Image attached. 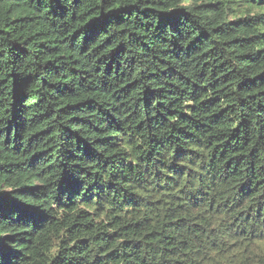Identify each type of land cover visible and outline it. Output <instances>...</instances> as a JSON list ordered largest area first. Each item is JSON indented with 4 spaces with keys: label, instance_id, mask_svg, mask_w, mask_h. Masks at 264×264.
Listing matches in <instances>:
<instances>
[{
    "label": "trees",
    "instance_id": "trees-1",
    "mask_svg": "<svg viewBox=\"0 0 264 264\" xmlns=\"http://www.w3.org/2000/svg\"><path fill=\"white\" fill-rule=\"evenodd\" d=\"M0 264H264V0H0Z\"/></svg>",
    "mask_w": 264,
    "mask_h": 264
}]
</instances>
